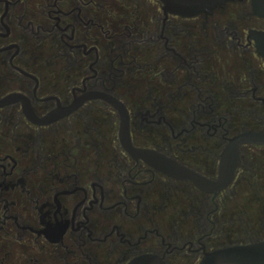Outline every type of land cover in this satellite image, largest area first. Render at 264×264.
<instances>
[{
  "label": "flooded vegetation",
  "instance_id": "obj_1",
  "mask_svg": "<svg viewBox=\"0 0 264 264\" xmlns=\"http://www.w3.org/2000/svg\"><path fill=\"white\" fill-rule=\"evenodd\" d=\"M257 33L252 0L193 17L0 0V264H200L264 241V144L237 146L221 190L192 179L217 182L233 140L264 133ZM240 196L251 240L224 243Z\"/></svg>",
  "mask_w": 264,
  "mask_h": 264
},
{
  "label": "water",
  "instance_id": "obj_2",
  "mask_svg": "<svg viewBox=\"0 0 264 264\" xmlns=\"http://www.w3.org/2000/svg\"><path fill=\"white\" fill-rule=\"evenodd\" d=\"M164 10L179 16L193 17L203 12H212L218 6L230 0H161ZM254 13L264 17V0H252ZM256 47L260 55L264 57V33L255 34ZM240 144H264V133H244L237 136L223 156L222 175L217 182H209L199 178L196 182L209 186L215 190H221L232 181L238 161L237 146ZM170 163V162H167ZM174 165V164H171ZM170 165V167H171ZM180 168H176V171ZM181 173H187L181 170ZM166 172V171H165ZM171 174V171L167 170ZM172 175V174H171ZM132 264H163L152 256H145ZM200 264H264V241L236 244L217 248L204 255Z\"/></svg>",
  "mask_w": 264,
  "mask_h": 264
},
{
  "label": "rangeland",
  "instance_id": "obj_3",
  "mask_svg": "<svg viewBox=\"0 0 264 264\" xmlns=\"http://www.w3.org/2000/svg\"><path fill=\"white\" fill-rule=\"evenodd\" d=\"M250 198H251L250 196H240V197L236 198V200L239 199L240 203L243 202L242 204H240L241 205L240 207L244 211H241V213H240L241 217H239L240 218L239 220H237V221L233 220V222H229V224L227 225L225 231L230 232L231 234L229 233L230 234L229 237H227L225 235L224 243H227L229 241L230 242H236V241L247 242L248 240H251L250 236H252V233L251 234L249 233L250 235H248V232L252 231L251 230L252 224H251L250 218L252 217L253 213L251 212L250 204L247 201V199L249 200ZM261 198L264 199V196H262ZM236 203L239 204L238 202H236ZM234 205L232 206V208L226 209L225 213L233 214L234 211L239 208V207L235 208ZM262 221L264 224V218L262 219ZM256 227L260 228L261 226H258L256 224ZM263 235H264V233H262V235L259 234V236H263ZM253 237H257V236H253Z\"/></svg>",
  "mask_w": 264,
  "mask_h": 264
}]
</instances>
